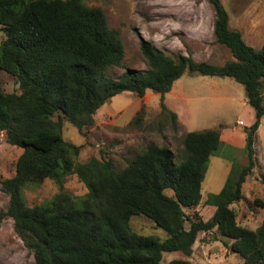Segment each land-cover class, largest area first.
<instances>
[{
	"label": "trees",
	"instance_id": "obj_1",
	"mask_svg": "<svg viewBox=\"0 0 264 264\" xmlns=\"http://www.w3.org/2000/svg\"><path fill=\"white\" fill-rule=\"evenodd\" d=\"M87 1L0 0V26L6 34L0 69L17 77L21 90L6 94L0 86V131L10 145L23 150L15 176L3 181L2 189L10 196L7 216L36 264H162L165 253L191 256L199 234L212 230L231 241L230 250L243 264H264V220L251 230L238 224L232 207L243 198V184L257 167L254 146L264 117V45L249 46L241 32L231 30L222 1L209 0L216 12V42L233 60L219 66L184 54L171 57L141 37L149 69L127 68L115 78L107 72L122 66L124 43L105 13ZM186 73L234 79L245 87L256 111L254 124L245 128L248 164L233 163L222 190L209 196L207 204L216 211L208 221L187 211L201 203L211 158L220 155L219 130L188 133L180 163L169 147L150 144L122 171L112 161L97 158L76 163L81 147L63 138L64 118L83 133L115 96L131 92L142 98L152 90L163 101ZM162 107L168 111L164 103ZM73 174L88 188L85 196L63 191ZM48 179L61 192L29 207L24 191ZM261 181L264 184V174ZM134 216L150 218L168 237L138 234L131 226ZM168 264L192 263L175 259Z\"/></svg>",
	"mask_w": 264,
	"mask_h": 264
},
{
	"label": "rangeland",
	"instance_id": "obj_2",
	"mask_svg": "<svg viewBox=\"0 0 264 264\" xmlns=\"http://www.w3.org/2000/svg\"><path fill=\"white\" fill-rule=\"evenodd\" d=\"M221 1L229 14L231 30L241 32L249 46L262 48L264 0ZM86 4L105 13L110 28L119 33L124 43L122 66L109 69L107 73L111 77H119L127 68L149 69L140 49L141 37L171 57L184 54L197 62L219 66L233 60L231 52L216 42V12L209 0H88ZM5 39L6 34L0 26V48ZM0 86L6 94L21 93L17 77L2 69ZM168 112L176 114L177 119L173 120ZM94 119V125L81 133L64 118L63 138L81 147L76 163L97 158L112 161L118 171L124 170L150 144L169 147L180 163L188 133L219 130L223 142L220 155L211 158L201 203L187 211L208 221L215 213V208L207 204L209 196L222 190L233 163L248 164L244 151L245 128L254 124L256 111L248 104L245 87L234 79L186 73L175 82L163 101L162 95L152 90L142 98L135 93L123 92L99 109ZM54 120H58V114ZM254 147L257 167L243 184V198L232 205L238 224L251 230H257L264 220V184L261 181L264 174V117L255 134ZM22 153L23 150L10 145L6 133L0 131V264H36L33 251L15 231L14 220L7 216L10 196L2 189L3 181L15 176ZM61 190L48 179L23 194L28 206L34 207L51 200ZM63 191L74 196H85L89 192L76 174L67 178ZM167 193L172 195L173 191ZM131 226L140 235H154L161 240L168 237L145 216H134ZM186 227H190L188 223ZM230 246L231 241L215 230L202 232L191 256L180 252L165 253L162 264L175 259L188 260L192 264H243V259L232 253Z\"/></svg>",
	"mask_w": 264,
	"mask_h": 264
},
{
	"label": "crops",
	"instance_id": "obj_3",
	"mask_svg": "<svg viewBox=\"0 0 264 264\" xmlns=\"http://www.w3.org/2000/svg\"><path fill=\"white\" fill-rule=\"evenodd\" d=\"M249 104V103H248ZM212 207H214L215 208V211H216V207L215 206H212Z\"/></svg>",
	"mask_w": 264,
	"mask_h": 264
}]
</instances>
